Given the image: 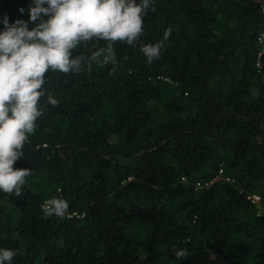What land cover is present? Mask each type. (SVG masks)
<instances>
[{
    "label": "trees",
    "instance_id": "1",
    "mask_svg": "<svg viewBox=\"0 0 264 264\" xmlns=\"http://www.w3.org/2000/svg\"><path fill=\"white\" fill-rule=\"evenodd\" d=\"M29 3L0 0V17L27 20L17 9ZM263 22L252 0H154L138 40L113 45L114 71H47L44 115L13 165L31 175L20 196L0 191L13 264H264V209L248 200L264 208ZM165 30L148 64L140 46ZM53 197L68 201L66 218L44 216Z\"/></svg>",
    "mask_w": 264,
    "mask_h": 264
},
{
    "label": "clouds",
    "instance_id": "2",
    "mask_svg": "<svg viewBox=\"0 0 264 264\" xmlns=\"http://www.w3.org/2000/svg\"><path fill=\"white\" fill-rule=\"evenodd\" d=\"M151 7L154 0H30L27 10L17 9L21 17L27 11V20L16 18L10 23L7 14L0 17V191L20 196L25 178L31 175L30 169L13 165L23 157V145L44 115L40 98L45 96V73H78L93 62L111 64L114 71L113 45L117 41L133 45ZM169 35L170 30H165L163 41L141 44L148 64L160 58ZM93 40L107 43L87 57L73 55L78 45ZM46 103L55 107L59 101L48 94ZM68 209L63 197L41 205L45 217L66 218ZM172 252L180 262L188 256L184 248ZM16 255V250L0 247V264H13Z\"/></svg>",
    "mask_w": 264,
    "mask_h": 264
},
{
    "label": "built area",
    "instance_id": "3",
    "mask_svg": "<svg viewBox=\"0 0 264 264\" xmlns=\"http://www.w3.org/2000/svg\"><path fill=\"white\" fill-rule=\"evenodd\" d=\"M253 2L259 4L262 12H263V15H264V0H252ZM258 44L260 45L261 47V52L259 53L258 55V59L261 58L262 56V53L264 52V22H263V25H262V29H261V35L258 37ZM223 170H220L219 171V176L218 177H223ZM225 178V180L229 183H232L233 180L230 178V177H223ZM221 178H217L216 181L220 180ZM214 181L210 182V183H206V184H203V183H197L196 184V188L197 189H203V188H208ZM248 200L255 206L257 212H258V215H259V211L263 210V206H262V199L259 195H250L248 197Z\"/></svg>",
    "mask_w": 264,
    "mask_h": 264
}]
</instances>
